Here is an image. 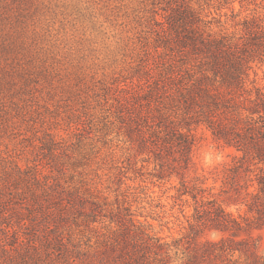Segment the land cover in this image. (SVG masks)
I'll return each mask as SVG.
<instances>
[{
    "label": "rangeland",
    "instance_id": "obj_1",
    "mask_svg": "<svg viewBox=\"0 0 264 264\" xmlns=\"http://www.w3.org/2000/svg\"><path fill=\"white\" fill-rule=\"evenodd\" d=\"M168 1L0 0V168L29 175L37 167L41 181L74 184L114 210L129 207L171 240L187 232L194 203L178 198L179 175L157 178L142 117L147 84L171 60L155 23L166 25ZM190 1L215 32L231 29V8L235 20L264 18V0ZM254 68L264 85V62ZM194 133L186 179L208 177L205 195L222 199L221 170L234 150L203 126ZM252 233L264 253V225Z\"/></svg>",
    "mask_w": 264,
    "mask_h": 264
},
{
    "label": "trees",
    "instance_id": "obj_2",
    "mask_svg": "<svg viewBox=\"0 0 264 264\" xmlns=\"http://www.w3.org/2000/svg\"><path fill=\"white\" fill-rule=\"evenodd\" d=\"M168 2L166 25L155 23L171 60L147 84L142 117L157 178L179 175L178 198L193 200L187 232L167 240L129 207L114 210L74 184L41 181L37 167L29 175L1 167L0 264H264L252 233L264 225V85L254 68L264 62V18L235 20L231 8V29L215 32L198 1ZM198 126L234 150L221 170L222 199L205 195L208 177L186 179Z\"/></svg>",
    "mask_w": 264,
    "mask_h": 264
}]
</instances>
